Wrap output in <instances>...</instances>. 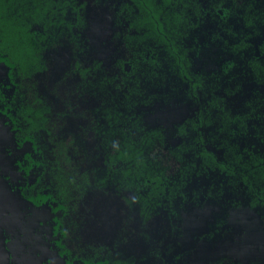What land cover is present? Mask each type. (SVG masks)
Here are the masks:
<instances>
[{"label":"trees","instance_id":"16d2710c","mask_svg":"<svg viewBox=\"0 0 264 264\" xmlns=\"http://www.w3.org/2000/svg\"><path fill=\"white\" fill-rule=\"evenodd\" d=\"M86 4L87 0H0V53L15 67L26 93L16 106L15 126L19 134L41 130L51 139L54 196L64 209L81 204L90 185L97 189L112 186L116 195L134 204L140 222L153 216L173 221L180 218L187 201L211 196L231 183L236 191L246 187L253 192V208L264 216L258 205V197L264 194V150L244 138L246 110L237 102L228 106L214 90L238 95L247 76L264 85V58L255 55L251 42L252 36L264 33V11L254 0L234 4L233 13L246 29H228L233 58L221 74L214 75L193 67L191 41H195L198 17L204 13L198 0L124 3L129 28L122 32L125 50L115 59L114 71L98 57L86 63L81 58L88 47ZM62 42L75 56L72 70L78 75V94L95 101L87 126L67 139L56 134L51 107L35 81V76L46 70L47 52ZM199 88L204 89L202 96L209 94L207 106L177 124L179 141L167 145L164 128L147 125L138 108L174 97L195 103ZM256 103L250 105V122H264V102ZM56 116L60 119L62 114ZM210 135L217 149H222L221 157L206 146V141L214 143ZM89 142H93L91 147ZM77 153L80 159L88 158L87 168L77 169L72 158ZM89 175L91 183L87 185ZM33 187L39 190L38 184ZM98 207L109 206L100 202ZM64 231L68 233L69 228ZM62 238L66 247L79 251L104 247L73 237L72 244L69 233H62ZM107 253L111 264H136L131 255ZM211 264L232 262L219 258Z\"/></svg>","mask_w":264,"mask_h":264},{"label":"rangeland","instance_id":"374dc122","mask_svg":"<svg viewBox=\"0 0 264 264\" xmlns=\"http://www.w3.org/2000/svg\"><path fill=\"white\" fill-rule=\"evenodd\" d=\"M208 1L210 0H204L205 3ZM229 1L234 5L245 0ZM254 2L264 11V0ZM107 7L88 8L90 27L84 34L88 47L81 58L86 63L93 57H98L107 68L114 71V61L124 54L125 49L114 38L116 36H111L112 31L117 28L111 25L112 9ZM230 25L241 26L237 16L233 15L229 24L222 23L215 14L201 20L192 52L196 68L207 71L219 69L220 64L229 56L220 40L228 38L225 29ZM254 40L255 44L264 40V33L254 37ZM46 56V70L35 76L36 85L51 107V120L55 124L56 134L67 139L70 133L87 126V120L93 115L95 101L84 94H78L75 88L78 81V75L72 70L75 56L67 43L62 42L48 51ZM25 94L15 67L0 53V220L10 237L9 247L13 261L16 264H110L105 250L93 252L85 248L86 250L77 251L72 246L71 252L60 254L56 250L45 249L37 232L43 228L50 229L54 224L60 232L66 235L69 233L72 244L75 241L102 244L112 251L129 252L134 251L137 243L141 242L152 248L153 243L138 236L139 232L152 229L164 231L168 228V221L156 217L149 224L141 225L134 204H128L122 195H116L112 186L97 189L90 185L86 192L87 197L81 204L74 209H64L63 203L54 196L55 183L51 169L54 145L51 139L41 130L19 134L13 125L16 106L22 102ZM143 107L140 106L138 111L150 121L147 124L162 125L166 128L168 139H172L176 124L182 122L193 110L187 103L179 101H173L170 105L149 107L150 113ZM59 113L62 116L57 119L56 114ZM88 144L91 147L93 142ZM77 155L78 153L72 157L77 169L87 168L88 158L80 159L81 156ZM19 162L28 166L31 181L41 184L40 205L31 211L21 208L15 201L14 192L10 191L11 188L3 177ZM90 183L89 175L87 185ZM100 202H106L109 207L99 208ZM226 224L239 227L241 235L239 244L230 245L229 252L235 253L242 261L252 257H264V222L240 207L231 210ZM65 227L69 228L68 233L64 231ZM193 231L190 233L192 238L198 233ZM218 240L220 242L211 244L213 246L206 250L214 247V251L218 252V249L225 248L226 251L229 248L225 247L229 243L227 239Z\"/></svg>","mask_w":264,"mask_h":264},{"label":"flooded vegetation","instance_id":"af4514ba","mask_svg":"<svg viewBox=\"0 0 264 264\" xmlns=\"http://www.w3.org/2000/svg\"><path fill=\"white\" fill-rule=\"evenodd\" d=\"M198 1L202 4L204 8V13L203 15H200L198 17V20L196 22V27L194 29L195 41L198 25L200 24L203 18L215 14L219 17V20L222 23L224 22L225 24H229V19L231 20L232 16L234 15L233 9L235 7L233 3L229 0H210L208 1V3H205L204 0ZM245 1H243V3ZM126 2H129V0H87L86 4L87 13L88 8L90 6H108L107 8L111 7L112 11L110 13V22L112 27L117 28L114 29L111 36H116L114 38L117 39V41L121 44H123L122 32L129 28L128 23L124 19V16L127 13L122 10V6ZM134 8L135 11H137V8L135 6ZM237 19L240 21L241 26H226L227 28L225 29V32L228 38L220 40L223 44L224 49L229 53V56L220 64L218 70L212 71L196 68L193 59V67L197 72L204 71L207 73L218 75L224 71L223 67L225 63L233 58V54L228 48V43H231L233 39L232 35L228 33V29L238 27L246 29L244 23L238 17ZM87 20V28H89L90 19L87 18ZM254 37L256 36H252L251 42L253 43L255 49V55L259 58H264V54L261 53V45L264 43V40H261L260 42L255 44ZM195 41L192 40L191 43L194 44ZM85 43L87 42L85 41ZM243 80L244 84L240 89L241 93L238 95L232 96V92L227 91L225 93V91L221 88H217L214 90L221 93L228 106L231 107L234 105L235 102H237V104H239L243 110H246L248 121L245 122L247 132L245 133L244 138L247 140H253L255 144L258 143L260 149L264 150V122H260L259 120L255 122H250V109L252 108L250 105L255 104V102H257L256 106H259V103L264 102V85L255 81L254 79H251L248 76L245 77ZM203 90L204 89L202 88L198 89V95L195 96V103H192V101H188L183 97H174L173 99L168 100L167 102L160 99L156 101L153 105H146L143 108L145 111L150 113L151 111L149 107H155L159 104L170 105L173 101L185 102L193 108L192 113L187 116L190 117L191 115L196 114L200 108H204L208 104L209 94H206V96H202ZM231 90L233 91L232 88ZM143 118L144 122H150L144 116ZM179 123L181 122H178L177 124ZM177 124L175 126V132L173 134L172 139H168V137L166 136V128H164L162 125H156L162 126L164 128L165 142L167 145L177 144L179 141V139H177V137L175 136L177 134ZM13 125L15 126L14 117ZM256 130H258V132ZM16 131L18 132L17 129ZM211 138L214 141V137L211 136ZM206 142V146L209 149H212L217 154V156H222V149H217L216 146L218 145L216 141H214V143L211 140ZM3 177L6 179L7 184L11 188L10 191L14 192V199L19 203L21 208L27 211H31L33 210V208L39 207L42 198L41 184L39 182L31 181L27 165L22 162H19L13 168L10 169L7 175H4ZM35 184L39 185V190L33 187ZM217 190L218 191L213 192L211 196H200L199 200H195L193 202L190 200L187 201L184 209L181 212L180 218L175 219L173 221L165 219L168 221V228L166 230L154 231L152 229L150 231L139 232L138 236L144 237L146 240H150L153 243L152 248H148L147 246H145L144 243L140 242L137 243L138 245L135 247L134 251H117L122 255L126 254L133 256L136 264H211V262L219 258L228 259L232 262V264H264V257H252L247 261H242L238 256L235 255V253L229 252L231 248L229 247L230 245L239 244V241H241V235L238 231L239 227L236 228L233 225L226 224L227 217L230 215L231 210L240 207L247 209L252 214H254L260 222H264V216L255 208H253V206H255V202L253 200V192L248 191L246 187H242L240 190L236 191V189L233 188L231 183L223 185ZM258 205L261 206V210L263 212L264 194H260V197H258ZM156 217L161 218L160 216H153L145 223L141 222L140 224H149V222ZM192 230H194L195 233L196 231L198 232L196 237L194 235V238L190 236ZM37 233L45 249H53L59 252L60 254L72 251V249L64 245L62 232L58 230L56 224H54L50 229L43 228V230ZM138 238H136L137 241ZM187 239H190V241L187 242ZM218 239H221L222 241L223 239H227L229 243L225 247L229 248L226 251H224V248L223 250L218 249V252H215L214 250H216V248L213 247L211 248L212 250L207 251V247L213 246L217 242H220V240ZM9 241V234L4 228V226L1 224L0 220V264H16L13 261L14 258L9 247ZM205 241H208L206 243L207 245L203 243ZM87 248L88 247H86V249ZM99 250H105L108 258L110 259L107 253L109 249H107L106 246ZM94 251L95 250H93V252ZM117 251L115 250L114 252ZM226 252L229 253L227 254ZM144 255L146 257H144Z\"/></svg>","mask_w":264,"mask_h":264}]
</instances>
